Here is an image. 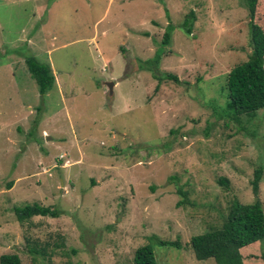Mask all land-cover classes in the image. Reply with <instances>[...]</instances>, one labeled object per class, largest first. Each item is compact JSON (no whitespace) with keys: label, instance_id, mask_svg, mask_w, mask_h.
Returning <instances> with one entry per match:
<instances>
[{"label":"rangeland","instance_id":"rangeland-1","mask_svg":"<svg viewBox=\"0 0 264 264\" xmlns=\"http://www.w3.org/2000/svg\"><path fill=\"white\" fill-rule=\"evenodd\" d=\"M164 1L0 0V256L134 264L157 235L182 244L152 243L158 264H216L190 241L233 200L255 201L260 168L264 206V109L225 111L227 75L252 51L247 2ZM191 10L192 36L181 26ZM30 55L55 76L44 97ZM34 203L62 215L20 223L14 208ZM245 249L244 264H264L261 243Z\"/></svg>","mask_w":264,"mask_h":264},{"label":"trees","instance_id":"trees-1","mask_svg":"<svg viewBox=\"0 0 264 264\" xmlns=\"http://www.w3.org/2000/svg\"><path fill=\"white\" fill-rule=\"evenodd\" d=\"M165 3L164 0H158ZM248 6L250 47L252 51L247 61L235 66L227 75L226 91L228 102L225 111L235 118L246 116L254 119L258 111L264 109V19L257 18V10L261 6V0H246ZM197 20L196 12L191 10L184 18L181 26L190 36L194 33V25ZM173 24H168L163 36L162 44L167 45L172 40ZM148 35V34H145ZM29 73L39 86L42 97L46 96L56 86L55 76L49 64L39 61L36 56L30 55L25 59ZM168 81L180 83L177 75H167ZM156 80L157 77L155 76ZM162 81V80H161ZM155 91L160 89V82ZM263 170L255 172L252 182L255 201L244 204L238 199L232 201L228 213L223 217L219 227L209 229L207 232L192 237L190 246L199 261L214 259L216 264H244L243 251L245 248L261 243L263 247L262 259L264 261V206L260 201L259 190ZM221 186L228 187L229 180L222 177L218 180ZM10 185L9 188H11ZM178 192L186 197L182 189ZM182 205L181 202L177 204ZM14 213L20 223L30 221L35 217L59 218L62 212L52 206H44L39 203L26 204L15 207ZM150 243L138 248L134 255V264H158L152 243L164 247L182 246L180 239L176 241L163 240L157 235L150 238ZM34 254L47 255L41 251H31ZM0 264H23L18 254H3L0 256ZM34 264L39 263L36 260Z\"/></svg>","mask_w":264,"mask_h":264},{"label":"water","instance_id":"water-1","mask_svg":"<svg viewBox=\"0 0 264 264\" xmlns=\"http://www.w3.org/2000/svg\"><path fill=\"white\" fill-rule=\"evenodd\" d=\"M106 85L109 88L110 95H113L114 94L115 83L114 82H108V83H106Z\"/></svg>","mask_w":264,"mask_h":264},{"label":"crops","instance_id":"crops-1","mask_svg":"<svg viewBox=\"0 0 264 264\" xmlns=\"http://www.w3.org/2000/svg\"><path fill=\"white\" fill-rule=\"evenodd\" d=\"M115 88V87H114Z\"/></svg>","mask_w":264,"mask_h":264}]
</instances>
